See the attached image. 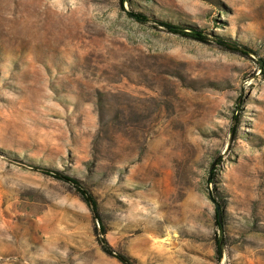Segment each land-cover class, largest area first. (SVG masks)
Here are the masks:
<instances>
[{"label": "rangeland", "instance_id": "1", "mask_svg": "<svg viewBox=\"0 0 264 264\" xmlns=\"http://www.w3.org/2000/svg\"><path fill=\"white\" fill-rule=\"evenodd\" d=\"M260 60L264 0H0V264H119L73 189L15 161L80 180L137 264H264Z\"/></svg>", "mask_w": 264, "mask_h": 264}, {"label": "trees", "instance_id": "2", "mask_svg": "<svg viewBox=\"0 0 264 264\" xmlns=\"http://www.w3.org/2000/svg\"><path fill=\"white\" fill-rule=\"evenodd\" d=\"M124 1L125 0H120L121 7ZM127 14L132 17V19H134L136 22L140 24H149V26H152L153 29H159L169 35L183 37V39L197 41L200 44L204 45L215 44L216 46H218V48L222 50L235 53L236 55H240L243 57H248L250 53H253L251 49L246 46L237 44L235 43V41L226 40L215 34H205L197 28H185L184 26L167 23L166 21L150 18L145 14L136 13L133 11H129L127 12ZM260 64L261 65L259 67L260 70H262L264 67V61L260 60ZM15 163L21 165L22 167H25V169L42 174V176L44 177L54 179L55 181H58L59 183L64 184L73 189V191L79 197V200L85 204V206L89 209L92 214L91 217L93 219V222L95 223L93 236L95 238L96 244L100 249V252L103 253L105 256L109 257V259L115 260L119 264H137L131 257H129L123 252L115 250L109 244L106 238V227L100 220L98 203L96 202L92 192L83 183H81L80 180L57 169L47 168L36 164H25L19 161H15ZM218 219V215L215 213L214 224L218 231L220 233H223L222 221H218ZM214 245L216 252L215 254L217 258H219L222 253V236L216 237L214 239Z\"/></svg>", "mask_w": 264, "mask_h": 264}, {"label": "water", "instance_id": "3", "mask_svg": "<svg viewBox=\"0 0 264 264\" xmlns=\"http://www.w3.org/2000/svg\"><path fill=\"white\" fill-rule=\"evenodd\" d=\"M214 207H215V210H216V214L218 215V221H221V210H220V207L218 204L214 203Z\"/></svg>", "mask_w": 264, "mask_h": 264}]
</instances>
